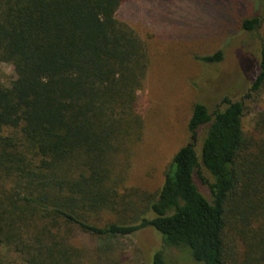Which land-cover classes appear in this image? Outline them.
I'll return each mask as SVG.
<instances>
[{
	"label": "trees",
	"instance_id": "trees-1",
	"mask_svg": "<svg viewBox=\"0 0 264 264\" xmlns=\"http://www.w3.org/2000/svg\"><path fill=\"white\" fill-rule=\"evenodd\" d=\"M125 1L0 0V264H86L76 231L145 227L161 238L152 264H165L167 247L197 264H264V108L245 124L242 100L194 103L191 141L161 186L118 191L144 130L137 92L149 65L146 42L117 17ZM263 91L264 41L247 96Z\"/></svg>",
	"mask_w": 264,
	"mask_h": 264
},
{
	"label": "rangeland",
	"instance_id": "rangeland-1",
	"mask_svg": "<svg viewBox=\"0 0 264 264\" xmlns=\"http://www.w3.org/2000/svg\"><path fill=\"white\" fill-rule=\"evenodd\" d=\"M252 16L259 25L252 31L241 28V21ZM117 17L138 33L149 52L136 106L144 130L123 159L125 181L118 191L153 193L174 153L191 141L187 123L194 103L212 111L222 108L225 99L242 100L250 113L245 124L264 108V91L247 96L264 41V0H127ZM216 51H221L217 62L202 59ZM2 70L10 74L12 69L3 64ZM195 146L200 149V140ZM203 176L205 182L197 183L207 195L211 177ZM74 239L88 251L86 264H152L161 245L151 227L111 238L76 231ZM184 250L167 247L165 264H197Z\"/></svg>",
	"mask_w": 264,
	"mask_h": 264
}]
</instances>
